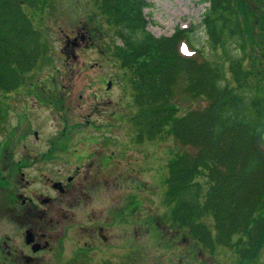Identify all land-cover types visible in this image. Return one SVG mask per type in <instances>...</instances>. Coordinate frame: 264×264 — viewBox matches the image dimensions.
<instances>
[{"label": "trees", "instance_id": "trees-1", "mask_svg": "<svg viewBox=\"0 0 264 264\" xmlns=\"http://www.w3.org/2000/svg\"><path fill=\"white\" fill-rule=\"evenodd\" d=\"M47 1L0 0V92L19 88L44 54L27 8ZM92 1L94 20L122 40L111 53L129 76L138 139L180 144L168 163L169 217L207 252L264 264V0H204L200 46L195 24L171 36L149 31L147 0Z\"/></svg>", "mask_w": 264, "mask_h": 264}, {"label": "rangeland", "instance_id": "rangeland-1", "mask_svg": "<svg viewBox=\"0 0 264 264\" xmlns=\"http://www.w3.org/2000/svg\"><path fill=\"white\" fill-rule=\"evenodd\" d=\"M147 1L150 4L144 12L149 20V31L156 36H169L178 26L187 28L195 24L197 29L192 37L199 46L203 45L206 37L200 22L208 2ZM47 2L42 11L27 8L34 22L43 31L41 40L45 51L19 88L8 93L0 92V143L7 140L10 142L6 150L14 156L17 167L22 166L26 179L32 181L31 188L53 194L54 191L40 177L41 168L56 169L63 165L44 160V153L52 147L50 140L67 145L72 143L75 148L79 145L82 148L83 142H88L92 145L87 148L89 151H96L95 155H100L101 151L108 155L116 150L120 165L118 170L131 173L132 178H135L133 182H126L122 192L127 194L126 207L118 212L120 219H127V233L133 225L128 221L136 219L141 236L184 234L169 217L173 203L166 196L167 165L181 147L174 138L165 136L142 141L138 139V131L132 120V116L138 112V106L134 102L129 76H124L111 53V47L115 43L121 44L122 40L114 35V27L104 18H99L101 25L94 20L92 0ZM185 52L189 53L191 50ZM109 80L112 81L110 88L107 87ZM187 101L181 100L184 104ZM203 104L204 101H199L197 106ZM184 106L188 107V104ZM95 139L99 141L92 142ZM101 160L107 162L109 158ZM88 168L86 164L82 170H89ZM16 172L14 181L21 189L26 185L25 179L20 171ZM109 187L110 193L106 190V193H102L95 202L91 201L87 207L85 201L73 210L68 205H63L69 209L61 211L59 218L65 231H60L61 226L57 229L60 240H57V236L54 237L57 248L46 252L47 264L72 262L76 241L83 243L86 240L84 236L92 233L84 226L89 224L91 217L107 218L109 204L103 205L107 202L112 204L115 200L117 202L119 190L113 185ZM68 196L61 199H67ZM74 212L75 216L72 215ZM51 213L55 216L54 211ZM109 215L113 217L112 213ZM153 220L158 221L157 227L154 222L152 225ZM133 228L130 234H133ZM110 229L105 231L106 234L113 233V229ZM200 242L197 237H191L187 246L176 245L173 251L169 250L167 243H159L160 245L147 249L156 258H145L142 260L143 264H159L160 261L165 263L166 260L177 262L180 256L188 264H233L231 250L218 248L215 253L207 252ZM167 250L170 253L164 255ZM96 256L89 259L96 263L104 257ZM89 259H84L81 263L88 264Z\"/></svg>", "mask_w": 264, "mask_h": 264}, {"label": "flooded vegetation", "instance_id": "flooded-vegetation-1", "mask_svg": "<svg viewBox=\"0 0 264 264\" xmlns=\"http://www.w3.org/2000/svg\"><path fill=\"white\" fill-rule=\"evenodd\" d=\"M98 141L95 139L92 142ZM49 143L52 147L44 153V160L63 165L56 169L41 168L40 177L55 194L31 188L32 181L26 179V172L22 166L17 167L14 156L6 150L10 142L7 140L0 143V264H47L46 252L57 248V241L54 239L57 236V229L61 226L60 231H65L59 218L61 211L69 209L63 205L66 204L73 210L85 201L87 207L91 201L95 202L102 193H106V190L110 193V185L119 190L117 202L115 200L112 204L107 202L103 205L109 204L107 218L91 217L89 224L84 226L92 233L84 236L86 240L83 238V243L76 241V251L69 264H83L81 262L84 259L94 255L104 257L96 263L89 259L88 264H143L145 258L149 257L150 260L156 258L147 250L149 247L167 243L170 246L169 250L173 251L176 245L187 246L190 243L191 237L186 235L141 236L138 229L140 225L136 219L128 221L133 223L134 228L133 234H130L132 227L127 233V219H120L118 212L125 210L126 207L127 194L122 193L126 182L129 180L133 182L135 178H132L131 173L118 170L120 165L116 158V150L108 155H104V151H101L100 155H95L96 151H89L87 148L92 145L88 142H83L82 148L80 145L75 148L72 143L67 145L56 140H50ZM104 158L109 160L104 162L101 160ZM86 164L89 170L83 171L82 168ZM15 170L20 171L25 179L26 185L21 188L22 190L14 181L17 173ZM67 195L68 201L61 199ZM130 197L134 198L133 195ZM52 211L55 212V216ZM109 213H112L113 217ZM72 215L75 216L76 213ZM153 222L157 227L158 221L153 220L152 225ZM108 228L113 229L112 234H106ZM57 240L59 241L60 237L57 236ZM169 250L164 252V255L169 254ZM160 262L159 264H188L183 256H180L177 262L174 260Z\"/></svg>", "mask_w": 264, "mask_h": 264}]
</instances>
